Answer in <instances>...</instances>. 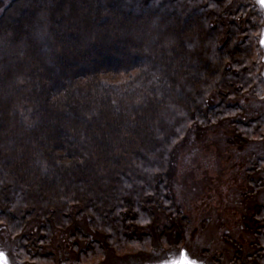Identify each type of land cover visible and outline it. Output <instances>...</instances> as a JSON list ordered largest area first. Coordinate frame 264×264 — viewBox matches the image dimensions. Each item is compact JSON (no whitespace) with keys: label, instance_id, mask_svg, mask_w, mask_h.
I'll return each instance as SVG.
<instances>
[{"label":"trees","instance_id":"1","mask_svg":"<svg viewBox=\"0 0 264 264\" xmlns=\"http://www.w3.org/2000/svg\"><path fill=\"white\" fill-rule=\"evenodd\" d=\"M246 11L231 0H0V227L23 257L54 260L55 230L87 259L179 235L187 220L170 182L190 128L229 120L239 146L264 133V112L236 119L260 86ZM255 208L252 251L232 257L242 264H264ZM159 217L169 224L154 227Z\"/></svg>","mask_w":264,"mask_h":264},{"label":"rangeland","instance_id":"2","mask_svg":"<svg viewBox=\"0 0 264 264\" xmlns=\"http://www.w3.org/2000/svg\"><path fill=\"white\" fill-rule=\"evenodd\" d=\"M231 1L246 7L256 27L255 61L260 86L255 96L250 93L245 99L244 114L236 117L245 120L240 118H251L257 110L264 112V4L260 0ZM232 137V127L226 120L205 128L191 127L176 146L170 186L187 220L178 236L174 231L169 237L154 239L146 249L122 254L106 250L102 257L87 259L78 258L66 234L55 230L53 243L45 248L54 254V260L48 261L23 257L16 248V238L0 227V264H242L232 257L236 248H242L241 258L252 251L248 244L253 236L245 226L252 210L257 209L254 207L262 209L264 223V133L241 146ZM249 184L256 188L254 194L246 195ZM169 222L159 217L154 227ZM79 226L87 231L84 223ZM74 241L79 249L85 246L83 240Z\"/></svg>","mask_w":264,"mask_h":264},{"label":"snow or ice","instance_id":"3","mask_svg":"<svg viewBox=\"0 0 264 264\" xmlns=\"http://www.w3.org/2000/svg\"><path fill=\"white\" fill-rule=\"evenodd\" d=\"M260 2H261L262 4H264V0H260ZM2 256H3V254L0 253V257H2ZM188 264H195V262H194V261H189Z\"/></svg>","mask_w":264,"mask_h":264}]
</instances>
